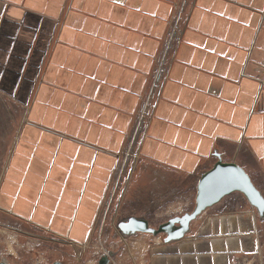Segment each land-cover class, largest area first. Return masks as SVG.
Returning <instances> with one entry per match:
<instances>
[{
	"label": "crops",
	"instance_id": "obj_1",
	"mask_svg": "<svg viewBox=\"0 0 264 264\" xmlns=\"http://www.w3.org/2000/svg\"><path fill=\"white\" fill-rule=\"evenodd\" d=\"M0 94L19 108L0 173L7 235L28 228L87 244L107 203L112 213L123 192L150 188L138 175L195 203L215 152L255 174L264 194V0H0ZM257 214L222 200L181 240L123 238L110 264H264Z\"/></svg>",
	"mask_w": 264,
	"mask_h": 264
},
{
	"label": "rangeland",
	"instance_id": "obj_2",
	"mask_svg": "<svg viewBox=\"0 0 264 264\" xmlns=\"http://www.w3.org/2000/svg\"><path fill=\"white\" fill-rule=\"evenodd\" d=\"M184 4L183 13L180 17H178V15L182 8L181 5L176 10L175 20L173 21L170 29L166 50H169V47H171V45L174 43L173 35L171 36L173 32L172 30L177 24L176 30L178 31L179 25L183 19V15L186 12L187 5L185 4L186 6H184ZM168 52L166 51V59L168 58ZM157 88L158 86H156V89ZM0 95L3 97L2 94ZM153 101L154 98H151L150 91V94L148 95L140 110L133 136L131 135L132 144L134 135L138 131L139 124L141 121H143V116L146 117L147 121L150 117V110L153 105ZM18 109V106L16 107L11 101L6 100L5 98L2 99L0 97V173L3 171L5 166V155L12 137V127L14 123L17 124V121L19 120L17 117L18 113L16 112ZM140 131L144 132L145 128H143V130L140 129ZM140 134L142 136L143 133ZM130 150L131 147L125 152L123 161L118 167V180H124V178L126 180V177H124L123 173L127 170V168H124V165L128 156L130 155ZM135 161L136 160L132 159L130 162V166L132 165V168H134L136 165L135 163L137 161ZM131 172H134V170ZM251 177L253 181L258 183L255 174H252ZM136 178L138 179V182L144 186L150 184V188L144 189L143 191L138 189L136 190V188H134L131 192L128 191L126 196H124V192L123 194L121 193L122 195L120 196V204L117 205V210L115 208L112 213L108 214V218L105 221L103 228H100V226L97 227V229L94 231L92 240L87 244L75 245L60 239H56L50 234L46 235L44 231H35L28 228H24V231L32 234L22 232L20 234L18 233L16 235L10 236L7 235V231H5L3 228L1 229L0 227V259L2 257H8L14 264H53L55 261H61L63 264H98V260L103 254L109 253L110 251H117L118 253L122 251L124 239L117 228V222L120 220L132 215H140L141 217H146L149 219L151 224L157 227L160 223L168 220L170 217L181 215L187 211L193 210L195 206L194 202L189 203L188 199L183 197L180 198V200H178L179 198L173 199L171 195L162 197L160 189L154 188L151 185L153 184L152 182L145 180L142 182L139 181V179L142 178L141 175L136 176ZM123 184H125V182ZM166 185L169 184L166 182ZM259 185H261L260 182ZM169 191L170 190H168V188L165 186V195L168 194ZM226 199L228 200V205H232L236 209H242L244 207L254 208L248 202L246 197L240 192L230 194L223 200ZM149 235L152 238H157L160 242H164V235Z\"/></svg>",
	"mask_w": 264,
	"mask_h": 264
},
{
	"label": "water",
	"instance_id": "obj_3",
	"mask_svg": "<svg viewBox=\"0 0 264 264\" xmlns=\"http://www.w3.org/2000/svg\"><path fill=\"white\" fill-rule=\"evenodd\" d=\"M160 76L161 73L155 85L159 82ZM139 136L138 130L133 139L134 144L138 142ZM133 151V149L130 150L127 161L131 159ZM215 156L217 161L210 169L204 171L198 180L195 206L192 211L170 217L157 227L153 226L146 217L135 215L126 217L117 223L122 238L145 233L153 236L164 235V242L166 243L181 240L191 232L192 223L206 209L220 203L226 196L236 192H240L246 197L248 202L256 209L260 220L264 221V194L256 186L251 175L239 163L225 161L221 153L215 152ZM127 163L125 167H127ZM117 254V251L103 254L98 260V264H110ZM0 264H9V262L4 258L0 260ZM53 264L63 263L55 261Z\"/></svg>",
	"mask_w": 264,
	"mask_h": 264
},
{
	"label": "built area",
	"instance_id": "obj_4",
	"mask_svg": "<svg viewBox=\"0 0 264 264\" xmlns=\"http://www.w3.org/2000/svg\"><path fill=\"white\" fill-rule=\"evenodd\" d=\"M185 4H187V2H185ZM184 4V6H186ZM183 6H182V8H181V10H180V13H179V15H178V17H180L181 15H182V13H183ZM176 27H177V24H176V26L175 27H173V32H172V34H171V36L173 35V40H175L177 37H178V31L176 30ZM173 46V44L171 45V47ZM171 47H169V48H171ZM168 59V58H167ZM167 59H166V54H164V56L162 57V60H161V62H160V64H159V70H158V72L156 73V78H155V80H154V87H152V89L151 90H153V88L155 89V82H156V80H157V78H158V76H159V74L161 73V76H160V80L162 79V77H163V74H164V72H165V68H166V62H167ZM160 80H159V82L156 84V85H158L159 83H160ZM143 122V123H142ZM146 123H147V120H146V117H144L143 116V121H141L140 122V124H139V127H138V130H139V132L140 133H143L142 131H140V126H141V129L143 130V128H145V125H146ZM135 136V135H134ZM140 136H141V134H140ZM124 169V168H123ZM116 181H115V187L116 188H119L120 186L119 185H121V180H118V177H117V172H116ZM109 212H110V203L108 204L107 203V205H106V207H105V209H104V211H103V213H102V216H100V218H99V220L97 221V225H96V229H97V227H99L100 226V228H103V225H104V223H105V221L107 220V216H108V214H109Z\"/></svg>",
	"mask_w": 264,
	"mask_h": 264
},
{
	"label": "bare ground",
	"instance_id": "obj_5",
	"mask_svg": "<svg viewBox=\"0 0 264 264\" xmlns=\"http://www.w3.org/2000/svg\"><path fill=\"white\" fill-rule=\"evenodd\" d=\"M126 164V163H125ZM117 172H118V170H117Z\"/></svg>",
	"mask_w": 264,
	"mask_h": 264
}]
</instances>
